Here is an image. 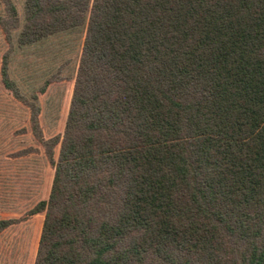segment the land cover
I'll return each mask as SVG.
<instances>
[{
    "label": "trees",
    "instance_id": "16d2710c",
    "mask_svg": "<svg viewBox=\"0 0 264 264\" xmlns=\"http://www.w3.org/2000/svg\"><path fill=\"white\" fill-rule=\"evenodd\" d=\"M31 3L33 21L81 18V41L74 76L24 91L19 5L0 0V88L35 140L12 153L31 178L0 230L43 215L34 264H264V0ZM67 80L48 133L40 95Z\"/></svg>",
    "mask_w": 264,
    "mask_h": 264
},
{
    "label": "rangeland",
    "instance_id": "374dc122",
    "mask_svg": "<svg viewBox=\"0 0 264 264\" xmlns=\"http://www.w3.org/2000/svg\"><path fill=\"white\" fill-rule=\"evenodd\" d=\"M17 2L23 23L15 32L16 53L13 55L11 71L24 91L36 92L50 73L59 71L61 65H64L62 70L64 77L69 79L74 76L78 46L81 41V35L76 34V26L79 20L82 21L81 18L33 21L30 19V7L33 6L31 0H17ZM4 50V39L0 33V57ZM71 90L72 81L67 80L52 84L45 94L40 95L43 123L48 133L63 130ZM55 111L58 112L57 119L53 116ZM26 120L27 114L24 108L1 87L0 219L20 217L24 214V210L19 209L17 193L19 186L23 184V178H31L30 166L26 165L32 163L29 160L14 158L12 153L20 147L35 142L30 134L20 135L15 132L25 124ZM51 175L50 167L43 169L40 175L43 179L46 176L44 186L46 192L50 187ZM34 181L36 180H32L31 184H34ZM24 184L30 182L26 180ZM43 218V215L32 216L24 222L0 230V264H34Z\"/></svg>",
    "mask_w": 264,
    "mask_h": 264
}]
</instances>
